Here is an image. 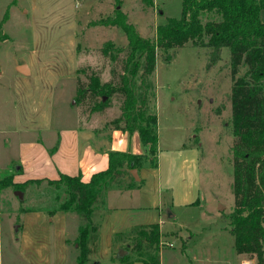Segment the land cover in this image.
I'll return each instance as SVG.
<instances>
[{
  "label": "rangeland",
  "instance_id": "obj_1",
  "mask_svg": "<svg viewBox=\"0 0 264 264\" xmlns=\"http://www.w3.org/2000/svg\"><path fill=\"white\" fill-rule=\"evenodd\" d=\"M182 4L0 0V264H77L81 219L74 214L67 223L49 221L45 210L58 204L47 179L65 174L64 167L75 160L72 152L79 164L92 167L100 160L93 150L101 153V147H111V122L121 114L120 97L113 96L104 112H93L95 100L88 96L77 101V92L79 84L88 87L94 73L102 83L117 81L112 70L120 72L128 40L120 28L96 24L113 18L120 7L142 37L154 39L159 25L181 18ZM108 42L122 50L116 60L102 53ZM208 52L190 43L167 53L158 50L151 77L149 106L158 118L159 137L156 178L182 179L178 164L165 156L189 144L199 149L190 178L174 181L191 204L162 203L156 209L161 220L159 256L161 264H256V259L236 252L231 233L235 199L230 52L224 48L221 61L207 69ZM21 65L27 66L26 75L18 70ZM123 132L128 134V149L145 151L137 132ZM34 179L44 181L29 182ZM59 193L65 200L64 191ZM162 194L170 199L169 192ZM40 208L44 214L38 213ZM133 235L117 236L125 239L121 248L102 239L88 264H120L118 252L127 249ZM63 244L69 247L65 255ZM135 255L130 253L132 259Z\"/></svg>",
  "mask_w": 264,
  "mask_h": 264
},
{
  "label": "trees",
  "instance_id": "obj_2",
  "mask_svg": "<svg viewBox=\"0 0 264 264\" xmlns=\"http://www.w3.org/2000/svg\"><path fill=\"white\" fill-rule=\"evenodd\" d=\"M182 6L181 18H169L166 24L159 25L154 39L142 37L120 7L113 18L96 24L120 28L128 40L127 55L122 60L120 72L112 70L117 81L113 78L102 83L100 76L94 73L88 87L79 84L77 101L90 96L95 100L92 111L104 112L110 107V99L119 96L121 114L111 125L115 130L137 132L148 152L135 155L111 151L108 168L93 174L88 182L80 175L68 174L47 179L57 193L53 202L58 205L44 210L50 216L58 211L74 212L81 219L77 264H88L96 249L99 226L93 222V214L105 207L108 192L114 187L134 188L137 183L129 171L139 169L145 158L151 161L154 157L152 166L157 167L158 118L149 106L157 53L158 50L167 53L189 43L209 51L207 69L221 61L224 48L230 52L235 199L230 216L231 233L239 255L256 259V264H264V23L260 19L264 0H183ZM120 52L121 48L111 42L102 50L104 57L111 60H116ZM241 70H244L242 75ZM126 175L131 178L128 183L124 181ZM61 189L66 195L63 201ZM39 211H43L42 208ZM132 233L127 249L118 257L119 263L161 264L159 224L141 226ZM130 253H135L136 258L132 259Z\"/></svg>",
  "mask_w": 264,
  "mask_h": 264
},
{
  "label": "crops",
  "instance_id": "obj_3",
  "mask_svg": "<svg viewBox=\"0 0 264 264\" xmlns=\"http://www.w3.org/2000/svg\"><path fill=\"white\" fill-rule=\"evenodd\" d=\"M260 19L264 23V9H262L260 12ZM127 135L128 134H126V132L120 130L111 131V134L109 136L111 147L108 149L106 148V146L103 148L101 147L98 150L101 153L93 150V154L96 156V159L98 158L100 160L97 161L92 167H90V164L87 166L79 164L77 160V153L75 154L74 152H72V160H75L72 161L70 167H64L65 169L63 170V173L72 176L80 175L83 181L88 182L93 174L106 170L108 168V158L111 151H121L135 155H147V148L144 149V152L141 149H128L126 140L128 137ZM169 152V155L165 157H170L173 165L174 163L178 164V170L182 172L183 178L174 179L175 177H172L171 179H168V177H163L162 174L159 173L162 178H159L158 180V178H156L158 176L156 175L158 166L153 167L152 165H150L149 157L142 160L139 169H136L139 170V180H135L137 185L131 189H121L118 187L112 188L107 194L105 207L95 210L93 214V222L99 226L98 239L96 242L97 251L98 248H100L102 239L104 238L105 240H108L107 242H109L111 245H115L116 247L121 248V246L124 244L125 239L123 238V240L118 238V240L117 236L119 234L122 235L123 233H130L134 229L141 226L159 224L161 220L160 215L156 211V209H159L162 203L166 204L165 207L171 205L180 206L191 204L190 199H187L188 197L186 191L181 195V192L184 191V188L182 191L180 189L176 190V182L178 181V184H180L179 182L185 183V179H187L185 177L188 176V179L190 178L189 175L198 166L199 149L189 144L188 146L179 148V150L176 149ZM162 153L163 152L159 153V157H163ZM129 172L131 174V170ZM130 179L131 178L128 175L124 177V180H128L127 182H130ZM168 192L170 199H167L168 196L164 198V195L162 194H168ZM142 200L144 201L143 204ZM37 211L40 214H44L45 212L39 210ZM167 211L171 212L169 208H167ZM74 214L76 213L58 211L52 216H50L49 214L48 215L50 222L64 221L65 223H67V221H69L68 217L70 215L73 216ZM65 235L67 236V234ZM65 240L68 242L70 241L69 239ZM67 249H69L68 245L63 244L64 255L67 253ZM137 262H139L140 264H144L141 261ZM250 264L252 263L250 262Z\"/></svg>",
  "mask_w": 264,
  "mask_h": 264
},
{
  "label": "water",
  "instance_id": "obj_4",
  "mask_svg": "<svg viewBox=\"0 0 264 264\" xmlns=\"http://www.w3.org/2000/svg\"><path fill=\"white\" fill-rule=\"evenodd\" d=\"M18 70H19L22 74H24V75H26V74L28 73V69H27V66H26V65H21L20 67H18ZM18 169H19V168H18ZM131 175L134 177L135 180H139V177H138V175H137V170H136V169H132V170H131ZM16 194H17L18 196H20L21 199L23 198V193H22V192L17 191ZM221 209L223 210L224 207L221 208ZM168 213H170V214H169L170 217H173V215H172V213H171L170 211H169ZM17 230H18V229L16 228V231H17ZM124 252H125V251H124L123 249H120L119 252H118V257L121 256V255H123Z\"/></svg>",
  "mask_w": 264,
  "mask_h": 264
},
{
  "label": "built area",
  "instance_id": "obj_5",
  "mask_svg": "<svg viewBox=\"0 0 264 264\" xmlns=\"http://www.w3.org/2000/svg\"><path fill=\"white\" fill-rule=\"evenodd\" d=\"M242 264H250V262L249 261H245Z\"/></svg>",
  "mask_w": 264,
  "mask_h": 264
}]
</instances>
